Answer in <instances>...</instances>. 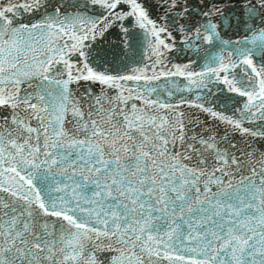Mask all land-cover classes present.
<instances>
[{
  "label": "snow or ice",
  "instance_id": "snow-or-ice-1",
  "mask_svg": "<svg viewBox=\"0 0 264 264\" xmlns=\"http://www.w3.org/2000/svg\"><path fill=\"white\" fill-rule=\"evenodd\" d=\"M0 264H264V0H0Z\"/></svg>",
  "mask_w": 264,
  "mask_h": 264
}]
</instances>
